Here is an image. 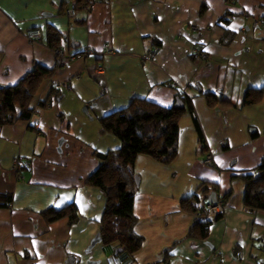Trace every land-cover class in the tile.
<instances>
[{"label": "crops", "instance_id": "0c3cea01", "mask_svg": "<svg viewBox=\"0 0 264 264\" xmlns=\"http://www.w3.org/2000/svg\"><path fill=\"white\" fill-rule=\"evenodd\" d=\"M71 2L0 0V87L35 64L56 67L49 28L61 36L56 49L76 56L42 82L28 120L0 127V194L11 198L0 207V264H264V212L244 208L234 178L264 160V0H97L74 18L65 14ZM33 29L39 40L26 38ZM226 30L234 37L224 45ZM248 90L262 91L252 105L243 103ZM201 91L218 96L214 106ZM179 93L191 98L193 115L178 122L176 158L139 155L134 163V232L144 244L117 255L99 239L105 196L86 184L98 167L94 154L120 147L99 119L135 98L171 108ZM202 183L231 196L220 214L206 216L207 237L191 239L190 225L205 217L180 202ZM70 205L76 222L46 221V211Z\"/></svg>", "mask_w": 264, "mask_h": 264}, {"label": "trees", "instance_id": "16d2710c", "mask_svg": "<svg viewBox=\"0 0 264 264\" xmlns=\"http://www.w3.org/2000/svg\"><path fill=\"white\" fill-rule=\"evenodd\" d=\"M66 1L75 2L77 12L90 11L91 0ZM233 37L234 34L226 30L222 43L229 44ZM60 40V34L49 28L48 46L56 50ZM56 68L57 66L48 69L35 64L16 84L0 87V127L30 118V102L42 82L50 79ZM54 92L51 87L50 94ZM200 94L210 106L218 101L216 94L203 91ZM261 94V90H248L244 96V105L256 103ZM176 99L183 103V108H165L146 99L135 98L127 107L99 119L101 132L118 138L120 147L94 154L98 167L88 176L86 184L101 190L105 196L99 222V239L103 246H114L117 255L131 257L144 244V239L134 232L137 221L133 213L137 192L134 163L137 156H149L162 164L171 163L178 154V122L184 113L193 115L190 97L179 93ZM46 102L47 100L41 105H46ZM234 178H238L243 184L244 208L250 212H264V160L252 173ZM230 196L229 191L219 197L216 185L202 183L196 193L181 200L180 207L183 211L205 217L190 225L186 237L205 239L211 224V220L206 218L205 206L218 201L225 205ZM10 200V196L0 194V207H7ZM43 215L48 223L67 218L72 224L79 218L75 205L57 211L50 209Z\"/></svg>", "mask_w": 264, "mask_h": 264}, {"label": "built area", "instance_id": "2783aa9c", "mask_svg": "<svg viewBox=\"0 0 264 264\" xmlns=\"http://www.w3.org/2000/svg\"><path fill=\"white\" fill-rule=\"evenodd\" d=\"M96 1L97 0H91L90 10L94 6ZM65 14L71 18L76 17L77 9L75 6V2L71 3L70 6L67 8V10H65ZM25 36L28 40H39L40 39V31L38 29L29 30L26 32ZM194 51L198 53L199 58L201 60L206 59V56L202 52H198V50H194ZM54 52L56 55V66L57 67L64 66L67 62L76 58V56H73V55H66L62 50H59V49L54 50ZM89 53H90V50L85 49L81 53L80 56L84 57V56L88 55ZM105 53H111L109 46H106ZM152 57H153V54L151 52H149L143 56V58L145 60H151ZM97 72L101 73L102 69L100 67H98ZM66 87H69V86L66 85ZM211 162H212V158L210 156H207L204 160V164H206V165L211 164ZM12 165H13V168L15 170H19V168H21L24 165V158L22 156L15 157L13 159ZM223 208H224V205L222 204L221 201H218L215 204L209 203L205 206L206 215L207 216H213V215L220 214L223 211Z\"/></svg>", "mask_w": 264, "mask_h": 264}, {"label": "water", "instance_id": "95a60500", "mask_svg": "<svg viewBox=\"0 0 264 264\" xmlns=\"http://www.w3.org/2000/svg\"><path fill=\"white\" fill-rule=\"evenodd\" d=\"M183 103L179 100V99H176L175 103H174V107H177V108H183ZM85 110V108H84ZM136 184L138 185V179L136 178ZM66 264H72V258H69L66 262Z\"/></svg>", "mask_w": 264, "mask_h": 264}]
</instances>
